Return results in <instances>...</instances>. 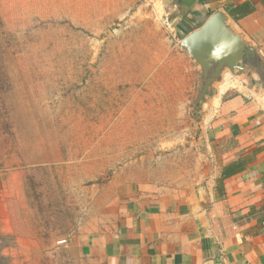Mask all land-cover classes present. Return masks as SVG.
I'll use <instances>...</instances> for the list:
<instances>
[{"label": "rangeland", "instance_id": "1", "mask_svg": "<svg viewBox=\"0 0 264 264\" xmlns=\"http://www.w3.org/2000/svg\"><path fill=\"white\" fill-rule=\"evenodd\" d=\"M185 37L157 0H0V264H77L63 242L114 224L118 185L197 180Z\"/></svg>", "mask_w": 264, "mask_h": 264}, {"label": "crops", "instance_id": "2", "mask_svg": "<svg viewBox=\"0 0 264 264\" xmlns=\"http://www.w3.org/2000/svg\"><path fill=\"white\" fill-rule=\"evenodd\" d=\"M157 2L180 35L225 13L261 64L234 81L224 73L205 97L197 129L207 167L196 181L170 191L118 185L114 224L63 243L77 264H264V0ZM4 190L0 177L5 230Z\"/></svg>", "mask_w": 264, "mask_h": 264}, {"label": "water", "instance_id": "3", "mask_svg": "<svg viewBox=\"0 0 264 264\" xmlns=\"http://www.w3.org/2000/svg\"><path fill=\"white\" fill-rule=\"evenodd\" d=\"M181 47L201 68L203 85L197 104L204 103V97L222 81L226 71L238 76L249 67L259 69L261 64L256 51L228 27L223 12L208 17L200 28L182 39Z\"/></svg>", "mask_w": 264, "mask_h": 264}, {"label": "trees", "instance_id": "4", "mask_svg": "<svg viewBox=\"0 0 264 264\" xmlns=\"http://www.w3.org/2000/svg\"><path fill=\"white\" fill-rule=\"evenodd\" d=\"M174 22V21H173ZM201 26H199V27H197V28H200ZM197 28H194L192 31H194V30H196ZM188 35V33H185L184 35H182V36H187Z\"/></svg>", "mask_w": 264, "mask_h": 264}, {"label": "bare ground", "instance_id": "5", "mask_svg": "<svg viewBox=\"0 0 264 264\" xmlns=\"http://www.w3.org/2000/svg\"><path fill=\"white\" fill-rule=\"evenodd\" d=\"M226 84V83H225ZM230 86V85H229Z\"/></svg>", "mask_w": 264, "mask_h": 264}]
</instances>
